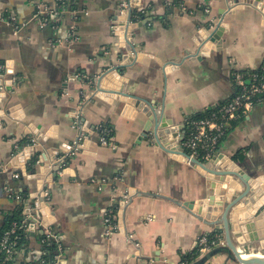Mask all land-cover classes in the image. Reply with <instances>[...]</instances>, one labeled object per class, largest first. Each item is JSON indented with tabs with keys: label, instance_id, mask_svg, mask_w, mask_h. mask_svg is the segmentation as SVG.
<instances>
[{
	"label": "crops",
	"instance_id": "0c3cea01",
	"mask_svg": "<svg viewBox=\"0 0 264 264\" xmlns=\"http://www.w3.org/2000/svg\"><path fill=\"white\" fill-rule=\"evenodd\" d=\"M121 2L0 0V230L23 192L28 220L11 264L42 257L43 227L28 216L40 211L61 248L51 264H190L205 254L199 236L223 238L217 214L184 205L210 192L207 176L167 148L181 145L186 118L232 98L236 72L263 64L264 0H129L120 13ZM128 12L141 26L130 38L115 35V16ZM219 23L218 46L207 38ZM120 38L140 61L124 64ZM159 110L168 122L160 145L154 121L143 135L146 115ZM31 145L51 167L40 180L24 159L31 152L12 161ZM217 153L224 158L213 169L230 158L264 174V102L228 124ZM57 163L63 170L52 177ZM239 222L236 241L254 231L243 226L250 219ZM205 264L240 263L223 251Z\"/></svg>",
	"mask_w": 264,
	"mask_h": 264
},
{
	"label": "water",
	"instance_id": "95a60500",
	"mask_svg": "<svg viewBox=\"0 0 264 264\" xmlns=\"http://www.w3.org/2000/svg\"><path fill=\"white\" fill-rule=\"evenodd\" d=\"M140 26L141 22H131V12H128L127 14H118L115 16L113 31L115 35H122L123 37L125 36L126 38H130L132 31ZM223 32L224 26L222 23H219L217 27L214 28L210 34H208L209 36L207 40L215 44L217 43L219 46L222 41L220 36ZM119 43L125 47V53L122 55L124 64H128L133 60H141L142 54L133 51L134 46L130 42L129 44H125L124 38H120ZM95 83L96 84L94 85L95 88H97V93L99 92L103 95L105 91L100 88V81L96 80ZM138 103L139 101L136 100L135 104L138 105ZM146 116L148 121L144 126L143 135L148 133L150 129V122L154 121V128L151 132L152 136L155 138V142L160 145L159 136L162 135V139H165L166 137L163 135V132L158 131L164 129L168 122L162 118L163 112L161 110L158 112L151 111ZM181 138L182 136L180 137V140ZM82 142L83 141L79 142L77 146L79 147ZM179 142H177L176 147L171 148L172 146H169L170 148H167V150L174 152L178 155L180 160L188 162L202 174H205L207 179L210 181L208 185L211 188L209 190L210 192L201 200H196V202L192 200L185 201L184 205L202 217H204V214L206 219L213 217L214 214H217L219 222L215 226V229L222 232L224 239V244L206 252L203 256L190 264H205L212 255L223 251H226L232 260H235L240 264H264V174L260 176L247 174L230 158H226L227 160L224 164H218V166H220L218 169H213L211 167L212 164L216 163V158L219 160L224 158L223 154L216 153L211 159L203 162L185 152ZM28 152H31V155L24 156V159L27 163H30L31 161L33 162V170L35 171V168L38 170L35 176L40 180L42 179L44 173L51 170V167L45 162L46 155L44 153L41 151L34 152L32 145L24 150H22L21 147L20 152H16L17 154H15L12 161L16 162L19 154L24 155V153ZM58 163L52 165V177H55L59 170H63L61 168V163ZM24 165L25 164L22 166V174L26 175L27 169ZM225 195H230V197L228 198V196ZM236 205H239V207L235 211L234 207ZM41 215L42 212L40 211L36 214V218L39 219ZM242 218L250 219V222L243 224L244 228H247L248 230L251 228L254 231L249 233L248 231L244 232L245 236L242 239H237L236 241L234 237L238 238L239 235L233 233V229L234 227H237V223L239 221H242ZM40 222L44 227H47V223L44 218L40 219ZM251 248L259 249L263 252L248 253ZM242 254H255L256 256L254 258H250L249 260H244L242 259Z\"/></svg>",
	"mask_w": 264,
	"mask_h": 264
},
{
	"label": "built area",
	"instance_id": "2783aa9c",
	"mask_svg": "<svg viewBox=\"0 0 264 264\" xmlns=\"http://www.w3.org/2000/svg\"><path fill=\"white\" fill-rule=\"evenodd\" d=\"M128 7L129 0H122L119 4V12L123 13ZM71 35V38H73V32ZM260 71L236 72L237 91L228 102L206 116L186 118V132L181 141V146L185 152L190 156L201 158L203 162L208 161L217 153L218 144L225 134L228 124L240 115L245 114L253 105L264 102V64L260 67ZM101 142L106 143L105 136L101 137ZM78 144L79 141L76 142L75 146ZM66 157L64 156L61 160L62 163ZM28 216H30L29 219H32L36 224L38 223L43 227V230H41L42 244H48L49 242L56 244V252L52 260L42 256L39 260L30 264H51L54 259L60 256L61 248L59 242L55 234L49 231L47 227H44L38 218L30 214ZM112 217L113 215L109 214L105 219L107 233H110L114 226ZM26 218L27 214L25 220ZM26 223L22 222V224H18L17 222H11L10 226L1 233L0 264H11L15 260L20 248V234L18 230L22 228L26 231ZM222 244H224V240L220 234H213L209 238L207 235H201L197 238V246L200 253H206Z\"/></svg>",
	"mask_w": 264,
	"mask_h": 264
},
{
	"label": "trees",
	"instance_id": "16d2710c",
	"mask_svg": "<svg viewBox=\"0 0 264 264\" xmlns=\"http://www.w3.org/2000/svg\"><path fill=\"white\" fill-rule=\"evenodd\" d=\"M263 64H264V62H263ZM263 64H261L260 66H259V68H257V69H255V70H252V72H254V71H258V72H261L260 71V67L263 65ZM221 106V105H220ZM219 108V107H218ZM218 108H216V109H211V110H208V111H204V112H198V113H196L195 115H192L191 117L192 118H198V117H203V116H206L207 114H210V113H212V112H215ZM105 129H109V126L108 125H106V124H101L100 126H99V130H98V133L100 134V135H104L103 133V131L105 130ZM198 159L199 160H201L202 161V159L201 158H199L198 157ZM32 161L29 163V166L31 167V165H32ZM25 196H26V193L25 192H23V193H20V197H22V198H25ZM22 198H20V202H18L17 204H16V206L14 207V209L10 212V214L7 216V219L5 220V223L3 224V226H2V228H1V230H0V235H1V233L5 230V229H7L9 226H10V224H11V222H17L18 224H22V222H27L26 220H25V214H24V210H25V201H23V199ZM216 232H219V233H222L220 230H217ZM18 233L20 234V240H19V245H24L25 244V239H26V236H27V233H26V231H24L22 228H20L19 230H18ZM215 233V232H214ZM214 233H209V234H207V236H208V238L210 237V236H212ZM41 238H42V235H41ZM42 246H43V250H44V255H42L43 257H46L47 259H51L54 255H55V252H56V244L54 243V242H49L48 244H42Z\"/></svg>",
	"mask_w": 264,
	"mask_h": 264
},
{
	"label": "bare ground",
	"instance_id": "6f19581e",
	"mask_svg": "<svg viewBox=\"0 0 264 264\" xmlns=\"http://www.w3.org/2000/svg\"><path fill=\"white\" fill-rule=\"evenodd\" d=\"M242 259L244 260H249L250 258H254L256 255L255 254H242Z\"/></svg>",
	"mask_w": 264,
	"mask_h": 264
}]
</instances>
